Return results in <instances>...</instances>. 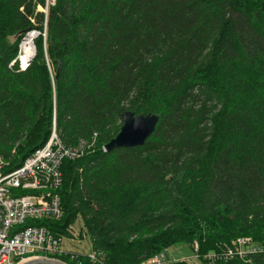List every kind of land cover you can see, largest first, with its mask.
I'll list each match as a JSON object with an SVG mask.
<instances>
[{
	"label": "trees",
	"instance_id": "trees-1",
	"mask_svg": "<svg viewBox=\"0 0 264 264\" xmlns=\"http://www.w3.org/2000/svg\"><path fill=\"white\" fill-rule=\"evenodd\" d=\"M38 5L0 0V154L17 167L52 123L65 145L96 134L62 161V214L43 224L68 237L79 217L100 255L60 258L142 264L182 244L207 264L249 237L260 251L218 264H264V0H54L44 31ZM30 29L44 35L18 70ZM125 110L156 114L154 131L101 150Z\"/></svg>",
	"mask_w": 264,
	"mask_h": 264
},
{
	"label": "built area",
	"instance_id": "built-area-1",
	"mask_svg": "<svg viewBox=\"0 0 264 264\" xmlns=\"http://www.w3.org/2000/svg\"><path fill=\"white\" fill-rule=\"evenodd\" d=\"M48 2L52 5L54 0H43L42 8L40 6L39 9L43 14V31ZM26 33H31L33 38L39 33L44 35L35 29H30ZM21 39L14 59L8 63V65L16 63L18 70L24 69L33 54L32 52L31 56L21 63L19 58ZM95 137L96 134L92 133L88 141L79 140L76 145H65L57 137L52 123L46 141L25 156L17 167L7 169L8 163L0 154V264H18L33 258L55 259L67 264L60 256L72 259L78 253L85 255L91 263L96 262L100 255L99 251L61 250L60 244L65 236L53 233L43 224L58 220L62 214L57 193L61 183L62 161L82 156L87 149L93 147ZM101 150L104 151L103 145ZM67 231L68 237H71V226L67 227ZM261 250L264 251V247ZM257 251H260L259 246L251 243L249 237H238L221 252H209L204 257L207 264H218L219 260L231 257L242 259L245 255ZM165 260L163 249L142 264H164Z\"/></svg>",
	"mask_w": 264,
	"mask_h": 264
},
{
	"label": "water",
	"instance_id": "water-1",
	"mask_svg": "<svg viewBox=\"0 0 264 264\" xmlns=\"http://www.w3.org/2000/svg\"><path fill=\"white\" fill-rule=\"evenodd\" d=\"M158 116L154 113L136 114L125 110L120 113V126L116 134L104 145V151L116 147L139 146L154 131ZM18 264H65L46 258H33Z\"/></svg>",
	"mask_w": 264,
	"mask_h": 264
},
{
	"label": "rangeland",
	"instance_id": "rangeland-1",
	"mask_svg": "<svg viewBox=\"0 0 264 264\" xmlns=\"http://www.w3.org/2000/svg\"><path fill=\"white\" fill-rule=\"evenodd\" d=\"M48 6L51 5V2H48ZM42 8V6H41ZM40 6H37V10L39 11ZM36 30V29H35ZM26 35V34H25ZM24 35V36H25ZM23 36V37H24ZM22 37V38H23ZM18 67V66H17ZM81 228V220L79 217L73 221L71 225V237H64L60 248L64 251L70 252H81L87 251L89 249V240L85 234L82 237L78 236V230ZM165 263H174V262H183L185 264H202L198 257L195 255V246L189 247L187 245L182 244H174L167 248H165Z\"/></svg>",
	"mask_w": 264,
	"mask_h": 264
},
{
	"label": "bare ground",
	"instance_id": "bare-ground-1",
	"mask_svg": "<svg viewBox=\"0 0 264 264\" xmlns=\"http://www.w3.org/2000/svg\"><path fill=\"white\" fill-rule=\"evenodd\" d=\"M33 36L31 33H27L20 41V61L21 56L23 55L24 60L26 61L29 56H31L33 52L32 42H33ZM22 53V55H21ZM22 63V62H21Z\"/></svg>",
	"mask_w": 264,
	"mask_h": 264
}]
</instances>
